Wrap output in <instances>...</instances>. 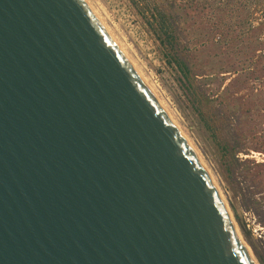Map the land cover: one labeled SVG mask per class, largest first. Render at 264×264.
<instances>
[{
	"label": "water",
	"instance_id": "1",
	"mask_svg": "<svg viewBox=\"0 0 264 264\" xmlns=\"http://www.w3.org/2000/svg\"><path fill=\"white\" fill-rule=\"evenodd\" d=\"M0 264H256L84 0H0Z\"/></svg>",
	"mask_w": 264,
	"mask_h": 264
},
{
	"label": "rangeland",
	"instance_id": "2",
	"mask_svg": "<svg viewBox=\"0 0 264 264\" xmlns=\"http://www.w3.org/2000/svg\"><path fill=\"white\" fill-rule=\"evenodd\" d=\"M87 1L200 156L241 240L264 264V0ZM155 6L172 14L188 78L151 26Z\"/></svg>",
	"mask_w": 264,
	"mask_h": 264
},
{
	"label": "trees",
	"instance_id": "3",
	"mask_svg": "<svg viewBox=\"0 0 264 264\" xmlns=\"http://www.w3.org/2000/svg\"><path fill=\"white\" fill-rule=\"evenodd\" d=\"M151 18L154 23L151 24L155 30L157 36L159 37L161 43L166 47L170 56L177 62L179 67L182 69L185 68V71L182 70L186 78L191 74L189 67L182 60L180 56V50L178 49V33L177 27L173 20L171 12L166 11L165 8L160 6H155L151 11Z\"/></svg>",
	"mask_w": 264,
	"mask_h": 264
},
{
	"label": "bare ground",
	"instance_id": "4",
	"mask_svg": "<svg viewBox=\"0 0 264 264\" xmlns=\"http://www.w3.org/2000/svg\"><path fill=\"white\" fill-rule=\"evenodd\" d=\"M86 3H87V5H88V7L92 10V12L94 13V15L97 17V19L99 20V22L102 24V22H101V20H100V17H98L97 16V14H96V12L93 10V8H91V6H90V4L88 3V1L87 0H84ZM103 25V24H102ZM104 28H105V30L110 34L111 32H109V30L105 27V26H103ZM112 35V34H111ZM115 40V39H114ZM118 45V44H117ZM121 51H123V49L121 48ZM123 54H125V52L123 53ZM126 55V54H125ZM127 57H128V55H127ZM132 64V63H131ZM133 66H134V64H133ZM136 68V67H135ZM137 70V69H136ZM137 73L140 75V77L143 79V81L145 82V84L148 86V88H149V90L152 92V94L155 96V98L157 99V101H159V103L161 104V106H162V108L165 110V112L168 114V116L170 117V119L174 122V124L179 128V126L176 124L177 122L173 119V117L171 116V114H170V112L167 110V108L163 105V103L160 101V99L159 98H157V96L155 95V93H154V90H153V88H151V86L147 83V81L142 77V75L139 73V70H137ZM180 129V128H179ZM180 132H182V131H180ZM186 139V138H185ZM187 140V139H186ZM187 142L189 143V145L191 146V144H190V142L187 140ZM191 147H193V146H191ZM194 149V148H193ZM195 153H197V152H195ZM197 156H198V158L200 159V156L198 155V154H196ZM200 161L202 162V164L204 165V167L207 169V167L205 166V164H204V162L200 159ZM207 171L208 172H210L208 169H207ZM212 176V175H211ZM213 178V177H212ZM213 180V179H212ZM213 182H214V180H213ZM216 182H214V184H215ZM217 184H215V186H216ZM217 189H219V188H217ZM218 191H220V190H218ZM220 193V192H219ZM220 195H221V193H220ZM222 196V195H221ZM223 197V196H222ZM223 201H224V199H223ZM224 203H225V201H224ZM239 236H240V234H239ZM247 247V246H246Z\"/></svg>",
	"mask_w": 264,
	"mask_h": 264
}]
</instances>
